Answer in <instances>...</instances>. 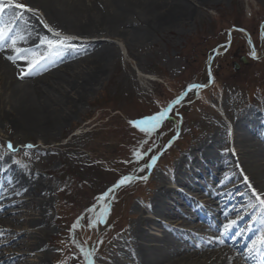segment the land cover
<instances>
[{"label": "rangeland", "instance_id": "rangeland-1", "mask_svg": "<svg viewBox=\"0 0 264 264\" xmlns=\"http://www.w3.org/2000/svg\"><path fill=\"white\" fill-rule=\"evenodd\" d=\"M180 1L187 15L154 30L145 28V11L136 10L128 23L116 24L115 32L104 29L76 35L53 18L48 22L27 1L12 0L13 5L25 6L23 12L33 15L42 27L30 37L18 20L9 25L13 34L23 36L25 52L39 61L27 70L34 72L32 75L17 71L23 83L66 65L85 70L98 49L103 59L100 78L59 128L38 134L10 118L0 119V155H7L16 168L31 172L38 182L29 196L26 190L15 191L21 215L14 226L16 235L0 227V264H142L141 234L169 242L179 233L188 240H177L185 243L186 249L171 259L199 249L187 242L213 240L219 244L212 246L221 250L211 253L210 261L227 253L233 258L231 264L255 263L261 245L252 251V242L264 234V205L255 200L252 189L262 192L253 185L248 168L237 161L234 125H229L227 118L237 119L242 111L255 109L258 120L248 126L258 134L264 129L259 126L264 122V0ZM85 3L90 5L88 0ZM57 32L61 38L71 39L49 47L46 41L56 40ZM77 47L84 50L64 54ZM177 97H182L181 102L165 113L162 125L147 134L140 131L153 128L147 118ZM140 120L145 123H130ZM236 133L247 140V148L264 154V137L242 127ZM8 142L12 150L7 148ZM212 143L214 152L225 161L212 170L206 163L207 172L199 151ZM154 155L157 159L153 162L150 158ZM259 158L264 167V155ZM148 162L153 164L150 169L144 167ZM126 176L132 177L130 182L109 192ZM143 176L148 179H141ZM181 177L187 184L178 183ZM240 185L243 188H237ZM261 187L264 190V184ZM161 189L174 190L165 199L174 211L172 219L158 217L148 208ZM209 193L220 202L229 200L237 206L224 210L222 204H216L217 198L206 205ZM180 195L189 199L206 221H200ZM4 201L0 209L8 199ZM35 201L40 202L39 207ZM38 212L44 216L41 227L33 225L40 218ZM80 217L83 219L78 221ZM142 220H157L165 226L159 229L141 224ZM165 221L171 222L166 225ZM197 224L202 229L194 226ZM252 225L255 235L242 243ZM225 232L236 234L230 243L233 237L242 239L226 243L222 240ZM35 239L43 257L42 252L27 246ZM74 241L83 247V253ZM162 251L156 255L157 261L163 258ZM88 252L91 255L85 256Z\"/></svg>", "mask_w": 264, "mask_h": 264}, {"label": "bare ground", "instance_id": "bare-ground-1", "mask_svg": "<svg viewBox=\"0 0 264 264\" xmlns=\"http://www.w3.org/2000/svg\"><path fill=\"white\" fill-rule=\"evenodd\" d=\"M25 1L30 3L31 7L35 10H40L45 18L48 19V22L49 19L53 18L64 24L66 26L64 28L68 29L71 34L76 35H92L101 33L104 29L115 32L116 24L125 25L128 23L129 20L132 19L131 17H134L133 14L136 10L145 11L146 20L144 23L146 30H154L161 23H169L174 21L175 18L179 19L181 16L187 15V12L185 13L187 10L180 0H171L169 2L165 0H88V2H90L89 6L86 5V0ZM13 14L20 17L18 22L30 37H34L39 33V29L42 27L34 21L33 15L29 13H21L6 8L2 18L4 19L5 16L12 17ZM9 35H13V33ZM15 47L25 49L21 40H18ZM9 48L12 50V47ZM80 49L84 50V47L68 48L64 54H73L81 51ZM6 50L5 48L3 51H0V119L10 118L11 120L17 121L22 126H27V128L34 133L43 134L59 128L62 123L69 118L68 112L71 108L77 105L88 88L100 78L103 59V54L100 53V49L91 56L90 62L86 65L85 70L66 65L63 69L53 68L44 71L39 76L24 83L17 77V71L26 70L25 74H34L31 70L27 72L29 69V62L35 60L33 55L23 52V58H21L17 55L15 50H13V52H7ZM8 56H13L14 59H16L15 63H10V65L6 58ZM255 113V109H246L241 112L240 118L236 119L235 117L228 116L227 119L229 125L232 127L234 125L232 135H234L233 137L236 139V142H234V139L233 144L237 161L239 164L241 163L242 166L244 165V167L248 168L254 177L253 180L251 179L253 185L255 188H258L260 192L264 193V190H261V184H264V167L259 165V157L264 154L259 152L257 148H247V140L238 137L236 133L237 130L242 127L248 129L249 133H256L260 137H264V129L262 133L258 134L248 126L249 123L253 124L258 120L255 118ZM259 126L263 127L264 122L260 123ZM214 144L215 143L210 144L207 148L206 146L205 148L201 146L199 154L203 160V168L207 163L210 164L211 170L218 169L225 161L224 156L217 155V153L214 152L212 147ZM195 162L194 165L196 164ZM205 168L207 171V166ZM0 170H3L2 173L0 172V175H2V179L0 180V199H2L0 200V205L5 202L4 199H8L7 203L0 209V227L4 228L3 231L11 233V235H16L17 232L14 231V226L19 224L18 220L21 215V203L17 201L15 191L18 188L23 191L26 190L29 196L38 188V182L31 172L23 171L13 166L8 156L5 154L0 155ZM181 171L182 170L179 169L178 172L180 173ZM194 174L195 173H193V175L191 174V176H194ZM210 175L212 177L215 176L211 173ZM186 180L184 177H181L178 183L187 184ZM5 181L7 182L5 183ZM256 181L258 182L256 183ZM4 183L5 186L3 185ZM239 187L243 188V185L237 188ZM173 191L172 189H161L157 194L154 205H148V208H152L153 212L158 217L172 219L174 211L170 207L171 203L166 202L165 199H169ZM223 195L224 193L221 194V196ZM209 196H211V198L206 200V205L214 203L212 198H217V196L213 194H209ZM180 198L184 200L186 205L190 206L191 209H194L192 208L194 205L189 199H186L183 195H180ZM35 202L39 207L40 202ZM222 203L225 205L224 210H228L230 209L229 206H231L230 203L233 202ZM7 205L12 209H5L4 207H7ZM198 213L199 212L196 213L197 218L200 221H206V217L200 216ZM39 215L40 218L34 221L33 224L37 227H41L44 224V216L42 213H39ZM212 218L211 215L210 219ZM23 222L26 225L30 224L29 221L26 220ZM165 222L167 225L171 221ZM140 223L155 226L159 229L165 226V223H160L157 220H142ZM194 226L202 229L201 224ZM139 239L145 242L139 243L138 245L143 262L142 264H231L234 262L231 255L227 253L221 259L217 257L214 258V261H210L211 253L217 254V252L221 250V248L217 249L212 246L214 244V246L219 244V241L205 240L201 242L192 241L193 243H191V241L187 242L188 245H192V247L199 249L197 251L192 250L191 252L184 253L176 259H171L172 255L182 253L181 251L186 249L185 243L182 244L177 241H188L183 233L175 234V240L169 241L166 246V240L163 237L159 238L141 234ZM223 239H226V237L223 236ZM20 243L24 244V241ZM27 246L32 251L42 252L37 239H35V241H30ZM162 248H166V252L163 258L157 261L156 255L159 254ZM43 256L42 252L41 257ZM39 264H41V262H39Z\"/></svg>", "mask_w": 264, "mask_h": 264}, {"label": "snow or ice", "instance_id": "snow-or-ice-1", "mask_svg": "<svg viewBox=\"0 0 264 264\" xmlns=\"http://www.w3.org/2000/svg\"><path fill=\"white\" fill-rule=\"evenodd\" d=\"M6 8L9 10L15 8L16 11H19L21 13L25 10V6L13 5L12 0H8L7 4H5V0H0V51H3L7 47H12L15 50V52L17 53V55L20 56L21 58H23L22 53L25 51H28V50L15 47L18 40L23 39V36L22 35H16V34L9 35L10 33L13 32L12 27L9 26L11 24L12 20H18L20 17L15 16V14H13V16L9 20H4L2 17H3V14L5 13ZM27 10L32 11V9H30V8ZM45 27H47V25H45ZM49 31H52V30L49 29ZM55 36L57 37L56 40L48 39L46 41V43L49 47H52V48L57 47L64 40L71 39V37L61 38L60 34L58 32L55 33ZM252 54H253V56H255V52H253ZM6 58L9 59L10 61H12L13 63H15V59L13 56H8ZM38 62L39 61H36V60L29 62V64H28L29 69H32L33 66ZM21 78H23V76H21ZM193 87H203V85H194ZM181 99H182V97H177L176 100L172 101L168 107L163 109V111H161L155 115L149 116L147 118V122L153 123V128H150L147 130L141 128L140 131L146 132V134H147L148 132H151L157 124L162 125L164 123V121L166 120L165 113H170L173 110L174 105L179 104L181 102ZM130 123H132L134 125H139V124L145 123V121L144 120L131 121ZM26 147L32 148L33 145H26ZM7 148L9 150L13 149L11 142H8ZM148 150H151V149H148ZM134 155H135V153H134ZM141 156H142V154H141ZM156 159H157V157L155 155L150 158V160L153 162ZM152 166H153V164L151 162H148L144 165L145 168H149V169ZM143 170L144 169L142 168L141 171H143ZM131 179H132V177H127V176L122 177L121 180L116 185L113 186V189H109V192H112L115 188H119L120 186H123L126 182H130ZM141 179L147 180L148 177L143 176V177H141ZM252 195L260 205H264V193H259L255 189H252ZM81 219H83V218L82 217L78 218V221ZM230 223H232V222H230ZM89 224H91V221H89ZM73 226L75 227L76 225H73ZM74 242L77 243V246L81 248V252L83 253L84 252L83 247L80 246L78 242H76V241H74ZM258 244L264 245V234H262L260 237H257V240H254L252 242V250L253 251L256 250ZM84 254H85V256H90L91 252L84 253Z\"/></svg>", "mask_w": 264, "mask_h": 264}]
</instances>
